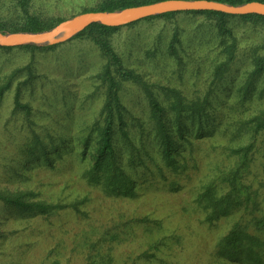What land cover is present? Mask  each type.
<instances>
[{
    "label": "trees",
    "instance_id": "obj_1",
    "mask_svg": "<svg viewBox=\"0 0 264 264\" xmlns=\"http://www.w3.org/2000/svg\"><path fill=\"white\" fill-rule=\"evenodd\" d=\"M154 1L158 0H102L96 6L83 7L67 16L43 18L31 10V0H8L6 4L15 16L0 20V31H41L77 13L115 10ZM217 1L240 4L253 0ZM179 14L204 15L211 21L209 27L213 30V40L200 35L196 38L197 45L189 47L178 28H174L166 44L164 53L174 63L179 77L183 72L192 75L195 88L191 94L159 76L152 80L150 74L125 66L110 39L112 32L122 26L155 18L170 20ZM235 17L264 26V15L260 14L189 10L166 12L121 26L92 23L85 27L71 39L84 37L102 52L105 62L93 78L104 96L96 116L75 131L46 129L42 135L34 130L30 117L33 107L22 100L21 94L22 87L38 77L33 60L12 69L0 80V109L6 91L17 80L11 114L24 115L30 128L28 137L18 143L19 156L2 165V177L0 172V179L8 183L15 181L11 186H0V253H24L22 260H26L28 253H61L63 245L59 241L47 245L43 231L32 220L64 209H72L82 216L87 214L85 205L91 198L87 189L75 190L65 198L45 196L41 186L48 181L34 183L32 173L72 171L85 186L97 187L105 197L133 199L140 194L141 184L156 185L169 192L181 190L187 179L183 175H188L191 169H200L199 155H206L208 169L199 178L192 197V202L204 213V220L212 223L234 208L244 207L221 237L216 255L242 264H264V207L261 204L264 198L256 199L258 196L247 180L257 154L264 160V37L260 42L242 45L228 23V19ZM60 44L0 48H20L34 54L36 50L53 49ZM203 48L204 53L200 55ZM158 51L154 46L147 54L155 57ZM240 53L248 62L242 70L244 80L235 86L231 83L225 95H219L215 92L216 86L232 70ZM233 78L231 75L230 79ZM129 84L140 93L135 98L136 109L124 103ZM245 213L249 214L246 219ZM119 218L124 224L151 221L148 216L129 219L120 215ZM100 234L102 240L119 236L109 230ZM96 246L97 243L93 244L99 251ZM148 253L144 251L143 256H153ZM39 264H60V260L55 258Z\"/></svg>",
    "mask_w": 264,
    "mask_h": 264
},
{
    "label": "rangeland",
    "instance_id": "obj_2",
    "mask_svg": "<svg viewBox=\"0 0 264 264\" xmlns=\"http://www.w3.org/2000/svg\"><path fill=\"white\" fill-rule=\"evenodd\" d=\"M7 1L0 0V20L15 16ZM101 1L31 0V10L43 18L67 16L83 7L96 6ZM239 18H230L228 23L240 37L242 45L260 42L264 37V26ZM210 22L200 14H179L170 20H141L120 27L112 32L110 39L125 66L150 74L152 80L159 76L191 94L195 88L192 75L183 72L180 78L174 63L164 51L174 28H178L189 47L197 45L196 38L200 35L213 40ZM154 46L160 51L151 57L147 52ZM204 49L198 53L203 55ZM29 60H33L38 77L22 87L21 94L22 100L28 101L33 107L30 117L35 131L42 135L46 129L56 132L69 128L75 131L96 116L104 94L98 89L99 85L93 77L105 58L92 41L76 37L53 49L36 50L34 54L20 48H0V80ZM247 63L240 53L232 70L217 84L215 92L225 95L228 85L232 83L235 86L238 81L244 80L242 70ZM231 75L234 76L232 80ZM17 82L14 81L6 91L0 109L1 177L4 170L2 165L9 164L13 157L19 156L18 143L30 133L24 115L11 114L12 95ZM124 94L125 105L136 109L135 98L139 97V91L129 84ZM202 146H205L204 143ZM205 156L199 155L200 169H191L188 175H183L187 179L181 190L169 192L163 187L141 184L138 188L140 194L133 199L105 197L97 187L85 186V182L72 171L41 170L32 173L34 183L48 181L47 185L41 186L45 196L65 198L75 190L87 189L91 197L85 205L87 214L82 216L72 209H64L40 220H32V224L43 231L47 245L58 241L63 245L61 253H28L26 260L20 259L24 253H0V264H39L55 258L60 260V264H242L218 257L216 253L217 244L239 218L243 205L210 223L204 220V213L192 202L199 178L208 169ZM256 159L247 180L258 196L256 199L261 201L264 198V160L258 154ZM167 174L171 175L170 172ZM13 182L8 183L1 178L0 186H11ZM261 204L264 207V203ZM120 215L129 219L148 216L151 221L124 224ZM248 217L249 214L245 213L244 218ZM105 230H109L112 235L118 233L119 236L114 240L111 237L102 240L100 233ZM95 243L99 251L93 248ZM146 250L153 256H143Z\"/></svg>",
    "mask_w": 264,
    "mask_h": 264
},
{
    "label": "water",
    "instance_id": "obj_3",
    "mask_svg": "<svg viewBox=\"0 0 264 264\" xmlns=\"http://www.w3.org/2000/svg\"><path fill=\"white\" fill-rule=\"evenodd\" d=\"M189 10H214L232 15H264V2L253 0L231 4L217 0H158L115 10L86 11L41 31H0V46L59 44L71 39L92 23L121 26L166 12Z\"/></svg>",
    "mask_w": 264,
    "mask_h": 264
}]
</instances>
